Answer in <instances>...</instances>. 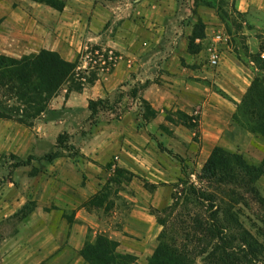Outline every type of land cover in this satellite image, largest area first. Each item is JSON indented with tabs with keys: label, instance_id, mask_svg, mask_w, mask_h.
Here are the masks:
<instances>
[{
	"label": "rangeland",
	"instance_id": "rangeland-1",
	"mask_svg": "<svg viewBox=\"0 0 264 264\" xmlns=\"http://www.w3.org/2000/svg\"><path fill=\"white\" fill-rule=\"evenodd\" d=\"M60 1L66 3L65 0ZM262 1L264 0H256L253 3H247L245 0L242 2L241 0H177L175 15H178V18L184 16L187 26H190L188 19H193L191 30L197 19H200L204 25L203 39L195 41L196 52L193 54L187 52V39L191 31L186 39L185 52L180 49V35L183 33L185 20H177V25L181 21L182 26L179 32H176L175 28H170L168 37H163L164 39L161 40L156 38V41H152L146 36L148 30L141 25L143 16H136L137 26L133 28L131 34L135 33L137 42L133 45L131 56H125L101 44L81 45L83 28L78 20L69 16L62 17L59 12L43 5H33L26 0H0V10L6 14L0 15V54L18 58L36 54L40 50L56 52L64 60L76 62L79 72L85 71L86 74L95 72L98 80L103 76L112 75L116 65H127L130 62L134 68L124 80L116 83L110 95L104 97L111 103L121 97V102L114 107V111L99 112L92 121L87 119L88 101L104 98H98L101 89L97 88V93L94 94L88 92L90 87L80 94L71 93L67 101L64 100L66 90L64 88L51 102L49 110L30 128L13 122L0 121V264H21V261L22 263L27 261L26 259L49 244L47 234L51 229L61 232L60 246L51 256L53 258L57 255L53 264H61L59 260L66 247V232L62 231L60 223L68 224L73 218V213L55 210L53 203L50 202V194L60 188L58 183H74L75 172L69 166L71 170L66 174L67 181H61L57 177L56 170L52 168L56 160L71 161L74 165L85 166L86 174L82 175L81 186L88 182V191L96 189L99 193L97 201L100 203L104 217L114 209L123 215L126 213L127 231L123 230L124 224L117 223L114 225L115 232L120 234L123 246L131 248L133 253H140L141 257L131 255L136 259L137 264H146L153 253L161 231L157 220L166 218L167 214L163 211L172 205V197L188 185L205 187L206 183L199 180L200 170L215 147L238 154L253 166L261 162L264 156L262 137L253 135L246 139L237 128L232 130L229 127L230 121L226 123L225 118L210 113L203 116V122L199 123L196 131L181 128L175 115L173 124L165 121L164 110L174 113L176 110L174 107L159 111L160 119L157 124L154 120L149 122V125L144 124L141 118L142 105L138 99H131L130 91L136 89L138 97L141 98L140 93L151 81L157 83L161 79L160 76H171L170 72L153 66L159 65L158 61L170 60L175 54L174 59L169 63L170 71L180 68L193 71L194 76L188 74L187 77L202 88L209 89L208 97L206 96L205 99L211 106L224 105L225 109L230 107V98L214 83V79H217L220 85H228L238 91L243 90L244 85L248 81L250 84L256 77L264 79V68L259 70L257 64L252 62L253 56L259 54L260 44L263 47L261 58L264 60ZM246 5L247 9L241 12L239 7L245 9ZM16 8H22V11H18L17 15H10L11 10ZM107 30L109 28L106 26L101 33ZM216 31L221 32L225 39L222 63L230 60L236 65L230 68L231 73L226 71V75L218 73L221 66L208 70L201 62L202 51ZM103 35L105 38L113 36L112 32ZM157 37L159 38L158 35ZM105 49H110L118 56H112ZM105 55L115 60V65L109 73L107 70L110 69L111 60L105 61L103 57ZM150 60L152 62H149ZM241 70L246 74L241 73ZM233 79H238V82ZM201 91L203 94L206 89ZM191 115L201 118L198 109H195ZM99 121L115 124L111 129L103 124L102 129L109 133L120 132L121 143L127 138L130 142L129 148L132 149L129 156L132 158L137 156L142 160L152 159L156 163L154 165L156 172L151 176V181L147 180L137 168L135 171L140 174L130 173L129 176L123 173L114 176L112 166L116 162L115 158L111 156L109 163L103 166L104 168L101 167L96 162V156L102 154L98 148L92 150L89 155L79 153V146L96 144L98 134L101 133L94 130V127ZM119 123L122 125L119 126ZM236 127L242 129L237 125ZM59 136L63 138L59 140L60 142L66 140V145L73 146L74 150L60 149L57 144ZM131 144L136 147L131 148ZM168 151L172 155H169ZM53 152L57 157L52 161H33L28 167H17L19 161L26 160L29 156L40 158ZM182 169L183 174H181ZM93 170L96 172H92ZM180 179L183 184L178 185ZM157 188L161 191L159 195L154 194ZM233 189L238 193L239 198H236L240 202L235 209L239 212L243 227L264 246V177L248 188ZM144 192L152 194L149 202L142 197ZM154 203L161 208L153 206ZM135 211L142 213L134 214ZM156 211L159 214H156ZM135 219L136 224H134ZM171 220L172 216L167 219V223ZM43 224L50 226L45 228ZM91 235L89 236L92 238ZM19 254L20 260L16 257L11 258ZM77 260L78 255L73 254L66 264H76ZM255 264H264V258Z\"/></svg>",
	"mask_w": 264,
	"mask_h": 264
},
{
	"label": "trees",
	"instance_id": "trees-1",
	"mask_svg": "<svg viewBox=\"0 0 264 264\" xmlns=\"http://www.w3.org/2000/svg\"><path fill=\"white\" fill-rule=\"evenodd\" d=\"M26 1L59 13L64 8L60 0ZM203 36L204 25L197 19L187 39L189 54L196 52L194 43L203 39ZM105 51L114 57L118 56L110 49ZM262 51L260 44L259 54L254 55L252 61L259 70L264 68ZM103 57L105 61L111 59L110 69L107 70L109 73L115 60L111 56ZM84 73L79 72L76 62H68L52 51L40 50L36 54L18 58L0 54V121L13 122L25 128L32 127L49 110L51 102L64 88V100H67L71 93L80 94L98 80L95 72ZM130 97L138 99L142 105L141 118L144 124L156 118L158 112L138 97L136 89H131ZM120 102L121 97L113 103L108 98L88 101V121L95 119L99 112H113ZM164 112L166 122L173 124L175 115L178 125L187 130H197L198 117L179 110L174 113L169 110ZM231 120L247 133L264 139V79L256 77L250 82L241 101L235 104ZM61 138L59 136L57 139L59 148L73 151L74 147L67 146L66 140L59 141ZM56 157L55 152L40 158L29 156L19 161L17 167H28L33 161H52ZM180 165L183 167L181 162ZM112 172L114 176L123 173L131 175L117 168ZM262 177L264 156L259 164L253 166L242 156L215 147L200 170L199 180L206 183L205 187L188 185L182 188L172 197V205L163 211L168 220L172 216L171 222L167 223L166 218L157 220L161 231L146 264H255L264 258V246L243 227L239 219L235 207L240 201L236 198L238 193L233 189L248 188ZM178 182V185L183 184L181 179ZM98 196L99 193L92 196L83 207L100 208ZM117 248V242L100 234L92 243L83 245L79 256L85 264H137L134 257L119 253Z\"/></svg>",
	"mask_w": 264,
	"mask_h": 264
},
{
	"label": "crops",
	"instance_id": "crops-1",
	"mask_svg": "<svg viewBox=\"0 0 264 264\" xmlns=\"http://www.w3.org/2000/svg\"><path fill=\"white\" fill-rule=\"evenodd\" d=\"M64 8L62 12L59 13L62 17H70L72 19L78 20L81 22L80 26L83 28L82 40L80 44L84 45L90 44H101L103 47L110 48L121 55L131 56L133 45H136L137 36L135 33L131 34L133 28H136L137 21L136 16H143V23L141 24L145 29L146 36L149 39L157 40L164 39L163 37L169 36L170 28H175L176 32H179L182 29L181 21L185 20V25L183 28V33L180 35V49L185 52L186 39L190 34L191 26L193 24V19L190 20V26H187V20L184 16L178 18L176 13L177 0H65ZM244 0H241V2ZM247 3H253L256 0H245ZM31 3V2H30ZM1 4V3H0ZM33 5H38L32 3ZM264 8V1H262ZM23 7V5H22ZM247 5L244 7L240 6L239 10L244 12L247 9ZM0 10V15H6ZM18 11H22V8H16V10H11L10 15H17ZM107 26L109 30L107 32H112V38H105L101 32ZM159 36V38L157 37ZM176 35V34H175ZM174 35V36H175ZM157 38V39H156ZM81 48V47H80ZM175 54L170 58V60H161L159 65H155L160 70L167 71L171 73V76H160V80L157 83L150 82L149 85L140 93V96L143 100L148 102L150 106L159 113L164 109L175 108L187 115H191L195 109L200 110V116L198 117V127L199 123L202 124L203 116L210 113L211 115H220L222 118H225L226 123L230 121V128L238 129V132L243 133L244 138L248 139L253 135L244 132L242 129L236 127L232 123L231 117L235 111V104H238L243 95L245 94L249 81L244 85L243 90H236V88L228 85H220L217 79H214V83L225 92L231 100L230 107H214L206 101V96L208 97L209 89L207 87L202 88L194 80L189 79L187 76L191 74L194 76V72L187 70L186 68H180V70L170 71L169 63L171 59H174ZM223 61V55L221 56L218 70V73L226 75V71L230 72L231 67H236L233 61L228 60L227 62ZM149 62H152L151 60ZM127 63V62H124ZM134 65V64H133ZM133 67L130 62L127 65H116L112 75L103 76L102 79L97 80L93 86H91L88 92L97 93V88L101 89V92L98 94V98L107 97L112 92L116 83L124 80L126 76L133 72ZM227 69V70H226ZM177 73V75H172ZM231 73V72H230ZM241 73L246 74L241 70ZM220 75V77L222 76ZM229 75V74H228ZM106 79V80H105ZM236 83L238 79H233ZM109 83V85L107 84ZM115 83V84H114ZM223 82H221L222 84ZM102 86V87H101ZM204 91V95L201 93V90ZM85 92V89L83 90ZM67 101V100H66ZM163 109V110H162ZM227 110V111H225ZM129 114H126V116ZM125 119V118H124ZM159 114L154 119L156 124L159 122ZM153 121V120H152ZM164 122V120H163ZM105 122L99 121L97 126L94 127V130H98L101 134H98L96 139V144L94 145H81L79 146V153L81 155H89L92 150L97 148L102 151V154L97 157L96 162L101 167H105L109 161L110 157L115 158V164L112 166L113 169L126 170V172L140 174L139 169L145 176V178L151 181V176L156 172L154 165L156 164L152 159L142 160L139 157L129 156L132 149L129 148L130 142L127 138L121 143L119 138L121 137L120 132H106L103 131L102 126ZM160 124V123H159ZM122 124L119 123V126ZM149 125V124H148ZM107 128L111 129L112 126H115L113 122L111 124H105ZM181 127V126H179ZM182 128V127H181ZM148 131V127L145 128ZM241 130V131H240ZM203 133V130H202ZM90 140V138L88 139ZM205 140V137H204ZM90 142V141H89ZM88 142V143H89ZM136 147V145L131 144V148ZM134 154V153H133ZM206 156V153H204ZM98 158V159H97ZM69 160V159H67ZM73 168L75 172V182L68 184L58 183L60 188L55 189L52 192L50 202L53 203L55 210L60 211H70L73 213V218L68 224L60 223V228L62 231H65V242L66 247L63 254L60 257L59 262L61 264H66L69 259L74 255H78V260L76 264H85L79 256V251L85 243H92L95 240V237L100 234L106 235L110 240L117 242L118 248L117 251L121 254H128L137 257H141L140 253H133L131 248H126L123 246V241L121 240L120 234L115 232V224L120 223L124 224V231H127L128 220L126 213H120L116 209L111 210L109 215L106 214L105 217L102 215V208H84L83 205L95 194H97L96 189H92L91 192L88 191L89 183L86 182L84 186H81L82 175L86 174L85 166L82 164L74 165L71 161H59L56 160L52 165V168L56 170L57 177L61 181H67L66 174L69 172L70 167ZM133 166V167H132ZM103 167V168H104ZM111 168V167H110ZM91 170V169H86ZM92 172H96L93 170ZM141 173V174H142ZM91 184V183H90ZM97 187V186H96ZM161 193L159 188H157L154 194ZM142 197L145 198L147 202L152 198V194L144 192ZM153 206L161 208L157 203H154ZM142 207V206H138ZM143 208V207H142ZM38 210V208H36ZM54 212H51L53 214ZM142 212H134V214H141ZM35 214V213H34ZM136 219L134 224H136ZM45 228H49L50 224H43ZM123 227V226H122ZM91 231V233H90ZM60 233V234H59ZM92 234V238L89 236ZM49 244L43 248V250L37 251V254H33L31 258L26 259L24 263L21 264H53V261L57 258L54 256L51 258L56 250L60 246L59 236L61 232H58L54 229L48 230ZM52 253V254H51ZM152 255V254H151ZM16 257L17 260H20L21 255L11 256L12 259ZM51 258V259H50ZM62 260V261H61ZM9 262V260H8ZM56 262V261H55ZM19 264V263H18ZM57 264V263H55Z\"/></svg>",
	"mask_w": 264,
	"mask_h": 264
},
{
	"label": "built area",
	"instance_id": "built-area-1",
	"mask_svg": "<svg viewBox=\"0 0 264 264\" xmlns=\"http://www.w3.org/2000/svg\"><path fill=\"white\" fill-rule=\"evenodd\" d=\"M225 39L221 32L216 31L206 44V48L202 51V65L208 70L216 69L219 66L223 53ZM109 60H111L109 58Z\"/></svg>",
	"mask_w": 264,
	"mask_h": 264
}]
</instances>
